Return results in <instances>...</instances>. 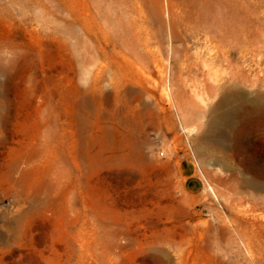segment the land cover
<instances>
[{
	"label": "rangeland",
	"instance_id": "374dc122",
	"mask_svg": "<svg viewBox=\"0 0 264 264\" xmlns=\"http://www.w3.org/2000/svg\"><path fill=\"white\" fill-rule=\"evenodd\" d=\"M0 1V264H264V190L231 189L253 174L237 130L234 160L206 139L228 89L264 95V0H231L228 38L211 20L178 65L167 0L163 41L154 0L131 35L116 1L100 26L99 0Z\"/></svg>",
	"mask_w": 264,
	"mask_h": 264
},
{
	"label": "bare ground",
	"instance_id": "6f19581e",
	"mask_svg": "<svg viewBox=\"0 0 264 264\" xmlns=\"http://www.w3.org/2000/svg\"><path fill=\"white\" fill-rule=\"evenodd\" d=\"M115 1L118 3V7L120 10V12H119L120 13V16H119L120 19L117 18V19H119V24H120L119 27H121L124 32H129L128 34H130L133 31H135L136 33L142 34L141 33L142 30L140 29V27H142L141 23L145 22L144 20L145 19L147 20V18H146V14L143 10V7L141 5V2H140L141 0H99V2H100L99 9L100 8H101L100 10L104 9L103 6L106 2L111 3V2H115ZM224 1H225L224 16H220L223 0H221V1H217V0L216 1H212V0H167L168 14L171 17H173V19H175L172 23V29L174 32V39L176 40V42H177V40L179 42H182V44H181L182 47H180L176 44L172 49V61L174 64L178 65L182 61L183 58L181 57V52L186 53V54H182V56L187 57L189 60L192 59V55L188 54L189 46L186 45V43H185V40L190 39L191 36L196 37V36L201 35L202 32H204V35L207 37V40H212L213 29H210V27H209V22L211 20L213 23H215L219 28H221L224 31L225 38H228L229 33H230V22H231V17H230L231 0H224ZM186 8H188V11L191 13L190 17L192 18V21L190 22V24L188 26H186L182 29L184 37L183 36L180 37V35L178 34V28H177V22H176L177 16L180 15L182 12H184V10H186ZM99 9H96V11ZM149 9H150V12L152 14V18H151L152 20L150 22H152V24L156 25V27H157L156 35L161 37L160 40L163 41L164 36H165V27H164L165 8L163 5L160 4V0H154L151 2ZM109 15H110L109 12L107 13V11H103V10L101 11V14H99L98 12L92 13L91 11H89V21L91 22V24H95L96 26H100L101 20L109 18ZM147 16H149V15H147ZM73 17H74L72 19L73 24L78 23L80 21L79 15L75 11H73ZM139 21H141V23ZM148 24L150 25L151 23H148ZM117 25H118V23H117ZM144 28H146V26ZM92 29H93V27H89V28L85 29V33L87 34V36H85V38L88 37L89 41L92 40L93 38H95V33ZM151 29H153V28H151ZM145 30H147V29H145ZM146 33L149 34V36L146 39L147 41L145 42L144 47L149 52L156 54V52L154 50H152L153 48H151L150 43L148 42L149 39H151L154 36V34H153V32L150 33L149 31H146ZM179 38H181V39H179ZM142 39H144V38H142ZM83 41H84V39H83ZM90 44H91V41H90ZM87 45H85V48ZM120 48L121 49L118 52V54L126 53L125 50L123 49V47H120ZM162 48H166V47H162ZM91 54H92V52H91ZM101 55H102V53H101ZM225 55H227V51H225ZM146 56H147V54H146ZM214 57L212 56L213 59H214ZM188 59H186V60H188ZM198 59H200V58L198 57L196 59V61H197L196 63H198ZM190 64H191V61H190L189 65ZM211 111H212V116L210 118V122H209V126H208L209 130H208V135H206V139H209V140L213 141L215 144L223 147L225 149L224 155H226L229 158L231 157L232 160H234V157L232 156V154L230 153V150H229L230 144L229 145L224 144V140L226 137L229 138L228 135L232 129L237 130V133H235V136L232 137V139L236 143L235 146H236V149L238 151V154H236V155H240L239 152H241L244 156V159L247 160V162L249 163V165H250L249 167L253 171L252 177H250V176L242 177L241 180L239 179L240 181L238 180L237 185L234 184L231 186V189L233 191L234 190L237 191L238 189H241V188L250 187V188H255L257 190L258 189L264 190V182L260 181V179H259L264 174V156H263L264 151H263V153H261L260 150L258 152V149H259L258 144L262 143L264 145V95H260V96L252 98L251 96L246 95L245 93H243L239 89L233 90L231 88L225 92L224 97H222V99L220 100V102L217 105L212 107ZM205 147H206V145H205ZM204 150H205V148H204ZM258 153H260V154H258ZM221 155H222V153H221ZM246 156H247V158H246ZM255 162H257V164H255ZM205 172H206V170H205ZM207 173H209V172H207ZM242 175H244V174H242ZM209 176H211V175H209ZM231 176H232V174H231ZM221 177H223V176H221ZM232 178H236V177H232ZM227 180H225V181L227 182ZM236 191H234L235 194H236ZM252 194H251V196H252ZM232 197H233V195H232ZM256 198H258V197H256ZM263 199H264V196H263V198H261V200H263ZM259 202H260V200H259ZM161 261H162V264H168L166 259L162 258Z\"/></svg>",
	"mask_w": 264,
	"mask_h": 264
}]
</instances>
